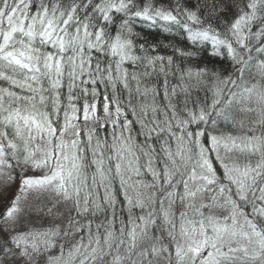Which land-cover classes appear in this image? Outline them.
Returning <instances> with one entry per match:
<instances>
[{
  "label": "trees",
  "instance_id": "trees-1",
  "mask_svg": "<svg viewBox=\"0 0 264 264\" xmlns=\"http://www.w3.org/2000/svg\"><path fill=\"white\" fill-rule=\"evenodd\" d=\"M98 1L0 0V24L6 15L25 5V10L37 14L42 23L45 22L43 25H48L50 33L61 41L60 52L55 53L58 58L53 57L55 63L48 71L57 74L55 80L60 82L58 116L65 111L74 113L85 104L95 107L98 112L104 108L112 113L105 119L103 127L96 128L89 138L83 136L80 142L79 170L85 182L83 185L92 191L90 193H96L102 187L97 175L101 165L96 162V156L103 154L112 166L107 165L108 170L101 173L102 182L108 176L115 202L124 198L121 181L113 168V160L119 156H114L111 150L113 143L120 142L118 139L124 138V148H118V154L122 156L129 152L130 167L139 174H148L151 170L153 175L160 177L163 185L168 177L170 185L180 188L189 177L200 173L202 167L220 172V158L212 147L217 134L264 137V0L259 3L261 11L249 3L250 0H197L194 11L189 12V22L199 24L211 34V39L205 35L199 37L206 45H200L199 50L189 49L184 40L191 31L197 33L196 28L190 30L180 21V25H173L175 30L172 32L168 28L143 24V18L137 19L140 15L168 9L174 0H114V8L108 7L104 13L101 8L105 0ZM133 2L142 12L135 11ZM177 6L182 8L181 4ZM222 9L224 14L220 16ZM251 10L256 14L258 10V15L263 14V18L251 23L247 18ZM47 14L52 18L43 17ZM223 19H227L232 28L236 20L243 22L245 31L230 33L222 28ZM46 22H56L53 25L56 29ZM210 23L217 29L208 26ZM99 30L104 31L102 43L97 41ZM171 33L175 35L170 36ZM220 36L231 42L226 44L229 54L220 42ZM117 37L123 38V42L115 43L113 39ZM38 54L42 59L41 51ZM72 54L76 58L70 57ZM235 58L241 66L231 81L235 86L226 98L233 101L223 118L217 113L220 105L208 91L206 78L200 81L199 75L211 67L216 68V59L222 62V59ZM36 73L43 82L42 71L36 69ZM11 79L8 74L5 77L0 74V97H3L0 101V140L12 135L7 123L20 128L19 119L28 113L30 105L39 104L42 109V98L37 91H41L39 82H29L28 77L12 82ZM258 84L260 88L253 87ZM42 111L43 120L57 122L58 118L49 107H43ZM7 115L10 119L6 121ZM101 213L98 211L83 220L82 226L110 218L108 213L106 217ZM92 227H83V233L91 231ZM159 261L168 264L165 259Z\"/></svg>",
  "mask_w": 264,
  "mask_h": 264
},
{
  "label": "rangeland",
  "instance_id": "rangeland-1",
  "mask_svg": "<svg viewBox=\"0 0 264 264\" xmlns=\"http://www.w3.org/2000/svg\"><path fill=\"white\" fill-rule=\"evenodd\" d=\"M24 6L16 11L20 19ZM12 23L0 29L5 30L0 53L9 56L10 64L12 55L29 51L24 42L19 43L21 53L15 49L13 31L31 33L25 23ZM34 59V69L46 72L47 60ZM215 65L214 71L211 67L208 73L200 72L199 80L206 78L208 91L221 98L241 64L235 58ZM25 76L29 82L40 79L38 74ZM30 106L19 119L20 128L7 123L12 135L0 140V264H161L163 259L168 264H264V235L253 217L257 213L264 218L263 136L217 134L212 147L220 158L219 174L202 167L185 182L183 193L168 177L163 185L151 170L139 174L130 167L129 152L118 154L124 138L118 139L111 150L119 156L113 168L124 198L117 203L110 179L102 182L101 176L112 166L110 159L96 156L100 198L84 187L76 155L83 136L89 138L93 129L103 127L112 113L85 104L54 128V120L42 119L41 105ZM239 201L250 214L237 208ZM98 211L110 218L82 226ZM158 212L162 218L157 220ZM83 227L92 229L83 233Z\"/></svg>",
  "mask_w": 264,
  "mask_h": 264
},
{
  "label": "bare ground",
  "instance_id": "bare-ground-1",
  "mask_svg": "<svg viewBox=\"0 0 264 264\" xmlns=\"http://www.w3.org/2000/svg\"><path fill=\"white\" fill-rule=\"evenodd\" d=\"M93 1L96 2L98 0H93ZM107 1L108 2H106V0H105L103 2V6L101 8V11L103 13L108 10V7L114 8V0H107ZM260 1L261 0H250L249 3L255 4L256 9L260 10V5H259ZM95 2H90V3H95ZM118 4L119 3H117L116 5H118ZM177 4H181L182 8L181 7L179 8L177 6ZM197 4H198L197 0H174V3H172L171 7L169 6L168 9H166V8L160 9V11H161V12L159 11L160 13H155V14L149 13L146 16L140 15L139 17H137V19L143 18L141 20V22L143 24H146V25L151 26V27L168 28V30L172 31V32L175 30V26H173L175 23L177 25H180V23L183 22V24L186 25L187 27H189L190 30L193 28H196L197 33L194 31H191V33L184 36V40L187 43L189 49L199 50L200 45H204L202 43L203 41L201 39H199V37H201L205 34H207L208 36L211 37V34H209V32L206 33L207 31L203 27H201L199 24L192 25V23L189 22V21H191L190 20L191 15L189 12L192 10L194 11ZM133 5H134L133 8L135 9L136 12H142L140 10L141 7H138V5L135 4V2H133ZM258 10H257V14H256L255 10H251L250 15L247 14V18L250 20L251 23L257 21L258 19L260 20L263 18V14H261V16L258 15L259 14ZM162 12H166V13H162ZM222 13H223V9L221 11H219V15L221 16ZM22 14H23V16L21 19L17 17L16 12H12V13H10V15H6L7 18H4V20L0 24L1 25L0 29H3V26L6 23H8L9 27L11 25H14V23H12L13 21H16L19 23L20 22L25 23L26 26H28L31 29V33L30 34H26V33L20 34L19 30H14L12 33V36H13V41H16V42L13 45H15L14 46L15 49H18V51L21 53L22 49L18 48L20 46L19 43L24 42V45L27 46L29 51L26 53H23L21 55H19L18 53H16L15 55H12L11 52H9L8 55H10V56L12 55V59H13L12 63L13 64L9 63V56H7L5 54V52L0 53V74L2 77H5L7 74L9 76H11L12 77L11 82L14 79H18V78L20 79L22 77H26L25 75H27V73L36 77L37 73H36V70L34 69L35 67L32 64V61H33V58H35V57H36V59H38V57H39L38 51H41V53H42L41 58L47 60L46 63H48V68H47L46 72L43 73V75H45L43 77V82H42L41 78L38 80L40 83L39 86L41 88V91L39 89L37 91H38V94L40 95V97L42 98V109H43V107H45V108L49 107L51 111L53 110V113L56 116V119L58 118L57 121L61 122V118L66 117L68 115V113H65V112H67V111H65L63 113H59L60 116H58V110L57 109H61V106H59L60 105L59 104V96L57 93L58 87L60 86V82L55 80L56 78H58L57 74L55 76V75H52L48 72V71H50V67L52 66V64L55 63V60L53 61V59H54L53 57H55V53L60 52L61 41H59L55 35H52L50 33L49 29L47 28L48 25H43L45 22L42 23V20L40 19V17H38L37 14H30L29 11H24ZM43 17L52 18L48 14L46 16H43ZM225 18H227V16H225ZM53 19H54V17H53ZM48 20L51 21V19H48ZM57 21L60 22L59 28L61 29L60 17L57 19ZM141 22L139 21V23H141ZM48 23L49 22H46V24H48ZM55 23L50 22L49 27L56 29L53 26ZM262 24H264L263 20H262ZM221 25H222V28H226L227 31H229L230 33H233L236 30L245 31L244 27L242 26L243 22H240L238 20H236V23L233 26L234 28L230 27V25L227 23V19H223V21H221ZM208 26H211V28H216L215 24L210 23V24H208ZM255 26L258 27V25H255ZM230 29H231V31H230ZM3 33H5V30H0V35H3ZM96 34H97L98 39H99V40H97L98 42L102 43V41H105V39H102L104 36L103 30L97 31ZM174 35L175 34H172V33L170 34V36H174ZM218 38H219L220 42L224 44V47L226 49L227 54H229V49L227 48V45H230L231 42L230 41L227 42L228 39L225 36L224 37L220 36ZM113 41H115V43H122L123 38L121 39L120 37L119 38L117 37V38L113 39ZM204 46H206V45H204ZM255 47L258 48L259 46L256 45ZM44 49H45V52H44ZM29 52H31V54L33 56H31L29 54ZM24 54H27V56H23ZM70 57L76 58V55L72 54V55H70ZM207 57H210V56H207ZM57 58L58 57H55V59H57ZM211 58L214 59L213 57H211ZM216 62H217V59H216ZM211 69H213V68H211ZM215 69L216 68H214V70ZM208 71H209V69H208ZM208 71H204V72L208 73ZM217 76L220 77L219 74ZM212 86H213V83H212ZM234 86H235L234 84L230 83L228 88L226 89V92L224 93V95L221 98L220 97L215 98V96L212 92V97L215 99V102L217 103V105H220L218 107L219 109L217 110V113L219 114V116H221L223 118L226 117V115H227V106H229L233 101V99L226 98V97L227 96L229 97V95L232 91V88ZM214 88H216L218 90L219 86H214ZM54 91H56V92H54ZM40 101H41V99H38V102H40ZM51 126L56 128V125L54 123ZM89 127H87L85 129L86 132L88 131ZM93 130L91 131L90 135L92 134ZM78 146L79 147L76 149L77 158H79L78 155H79L80 146H81L80 142L78 143ZM77 166H80L79 161L77 163ZM214 171L216 172L217 170L214 169ZM111 186H112V183H111ZM182 189H183V186L182 187L180 186V188H176L177 191L180 190V192L182 191V193H183ZM121 191H122V195H123L124 194L123 189H121ZM96 194H98V195L103 194L102 189L96 190ZM123 197H124V195H123ZM181 197H182V194H181ZM245 204H246V202H245ZM237 208L242 209L243 212H246L248 214L251 213L250 211L247 212V210L245 209L246 207L243 204V201L238 202ZM158 213H156L155 216L157 217V219H161L162 216H158L157 215ZM253 217L255 219L254 220L255 225L259 226V229L261 230L262 234L264 235V218L261 217L257 213H255L253 215Z\"/></svg>",
  "mask_w": 264,
  "mask_h": 264
}]
</instances>
